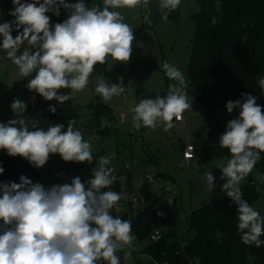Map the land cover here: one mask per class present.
Wrapping results in <instances>:
<instances>
[{
	"label": "clouds",
	"instance_id": "9594fccd",
	"mask_svg": "<svg viewBox=\"0 0 264 264\" xmlns=\"http://www.w3.org/2000/svg\"><path fill=\"white\" fill-rule=\"evenodd\" d=\"M215 2L219 10L221 0ZM12 4L9 15L14 19L0 23V50L20 77H31L26 85L30 91L63 105L88 87L97 64L104 65L109 58L121 64L130 61L136 38L119 9L141 8L150 0H102V6L91 7L85 0H12ZM156 5L167 19L181 0H157ZM61 9L67 18L52 24L47 13L59 17ZM13 31L18 33L15 37ZM160 68L177 83L170 85L165 96L141 99L129 109L136 129L162 127L167 132L191 108L186 76L168 61ZM258 86L264 93V77L258 79ZM62 89L70 91L65 94ZM130 90L123 78L118 83H110L103 75L95 78L94 92L104 103ZM241 97L225 105L227 113L238 110V116L227 122L219 136V146L228 150L230 158L216 167L225 181L220 191L236 206L242 243L260 248L264 246V216L244 199L241 182L264 153V106L257 103L256 95L244 92ZM26 109L27 104L18 98L11 102L10 110L17 118L0 122V150L24 158L35 168L44 167L51 155L94 167L87 181L77 175L48 187L26 175H20L18 183L0 181V264H121L120 252L129 259L131 252L125 250L134 239L131 221L112 215L122 199L111 187L117 180L109 167L114 156L94 158L96 137L86 140L75 118L67 121L66 130L57 123L30 131L22 118ZM47 110L54 114L57 108L49 105ZM193 153L194 146L188 145L186 155ZM205 180L212 192L216 177L208 171L201 178Z\"/></svg>",
	"mask_w": 264,
	"mask_h": 264
},
{
	"label": "rangeland",
	"instance_id": "374dc122",
	"mask_svg": "<svg viewBox=\"0 0 264 264\" xmlns=\"http://www.w3.org/2000/svg\"><path fill=\"white\" fill-rule=\"evenodd\" d=\"M125 16V22L131 25L134 30L135 40L133 45L142 47L146 53L145 59L139 62L137 66L131 65V59L126 64L108 59L106 69L103 76L108 79L116 78L120 75L122 69L127 70L128 74L135 77L134 88H147L152 92H156L161 96H165L170 85H175L177 82L169 80L164 74L160 65L164 61L174 64L187 78L188 65L193 46V38L196 31V23L193 16L200 11L198 0H181L179 8L172 12V16L168 15L167 19L160 16L154 29L147 26L150 17V7L144 5L137 9H119ZM4 22V17L0 13V23ZM2 41V37H0ZM132 45V46H133ZM23 47L21 48V52ZM18 74V69L12 62L7 59L2 50H0V94L7 96L6 99L0 101V122H7L10 116L4 115V112L10 111V104L14 98H18L27 104V109L22 118L29 126V130H35L33 127H38L40 116L37 113H31L32 104L28 100L30 90L27 88L28 80H23L22 93L16 92L12 82ZM101 76V75H96ZM4 82V83H3ZM6 84V86L3 85ZM187 91V90H186ZM188 93V91H187ZM156 94V95H157ZM3 98V97H2ZM189 102L192 103L191 108L185 112L188 123L177 124L173 129L165 132L162 127H157L155 130L146 129L142 134H131L125 128L132 119V113L121 108H114L111 117H103L111 121L114 130L109 138V143L106 144L108 138L100 142L93 141V153L100 152V149L105 148L106 155H113L114 159L109 165L113 168V174H127L128 180H120L122 186V197L124 203H118L114 208L112 215L119 216L121 219H127L131 215L137 214L139 209H145L147 202L134 203V197L140 193L145 197L142 191V185L145 182V175L150 173L153 176L158 174L164 178L150 184L145 182V185L152 186L150 188L154 196L161 195L157 188L163 185H168L171 188V193L164 196V223L162 228L164 231L175 229L178 237L187 243L196 235V232L189 229L187 224V216L189 213L211 199L221 198L226 196L220 191V185L225 181L220 180L222 175L221 170L216 167L220 163H225L230 157L213 160L212 162L202 161V153L207 142V134L205 129V121L203 119V106L188 93ZM115 100L116 97H114ZM97 102V96L92 99L89 104L94 109ZM5 109V111H4ZM95 110V109H94ZM91 111V110H90ZM127 114L126 121L123 123L120 119V114ZM109 118V119H107ZM34 121L37 122L34 125ZM88 132L89 137H93ZM83 133V132H82ZM87 140L89 137L83 133ZM96 143L99 145V150L96 149ZM191 144L196 148V158L194 160L184 159L183 152L187 146ZM103 146V147H102ZM4 150H0V157L5 155ZM72 162H64L59 155H51L46 165L42 168H37L36 177L39 178L47 187L63 183L65 180H70L68 174L72 170ZM210 171L216 177L217 187L212 191L207 190V183L201 181L204 173ZM63 173V176L58 175ZM35 176L31 180L35 183ZM250 179L258 182L263 194L254 203L253 208L258 210L261 216H264V177L254 167L252 173L241 182L243 185L249 182ZM1 181V180H0ZM6 181H14L13 178H8ZM173 200V204L169 199ZM133 234V232H132ZM150 242L149 238L139 240L137 237L133 239L130 249L131 256L129 259H124L123 252L117 253L121 257V264H159L153 261L149 256L142 251Z\"/></svg>",
	"mask_w": 264,
	"mask_h": 264
},
{
	"label": "trees",
	"instance_id": "16d2710c",
	"mask_svg": "<svg viewBox=\"0 0 264 264\" xmlns=\"http://www.w3.org/2000/svg\"><path fill=\"white\" fill-rule=\"evenodd\" d=\"M68 2L74 3L76 0ZM85 2L89 7L93 4L102 6V0ZM198 2L200 11L193 16L196 31L188 65L187 91L204 108L207 142L202 161L212 162L230 157L228 150L219 146V136L226 130L227 122L238 116V110L227 113V101L242 99L241 93L247 92L256 95L257 103L264 106V93L258 86V79L264 77V0H221L219 10L215 0ZM12 9V0H0L4 22L14 19L9 15ZM47 15L52 24L67 18L63 9L59 17L51 13ZM214 18L217 22L212 24ZM17 34L16 31L12 32L13 37ZM245 34L247 39L242 40ZM132 48L131 65L134 67L145 59L146 53L137 45ZM105 69L106 64H97L94 74L102 75ZM35 94L39 102L42 97ZM100 155L106 154L93 153L94 158ZM72 164L74 168L68 172L70 179L77 175L83 181L90 178L94 164ZM0 166L4 168L3 174H0L1 181L13 178L18 183L20 175H26L30 179L35 176V182L45 185L36 177L37 168L22 157H10L5 153L0 157ZM255 168L264 177V153ZM111 187L122 196L118 178ZM241 187L243 197L250 205L263 194L258 182L252 179ZM257 188L260 190L257 191ZM142 191L148 204L130 220L132 232L139 240L149 238L157 224L152 210L157 198L149 185H143ZM235 208L227 196L211 199L187 216L189 229L196 232L187 243L178 237L175 229H170L163 231L158 241H150L142 252L159 264H191L193 260H198L200 264H264V246L257 248L254 244L242 243ZM163 223L164 220L161 225ZM261 239L264 240V236Z\"/></svg>",
	"mask_w": 264,
	"mask_h": 264
},
{
	"label": "crops",
	"instance_id": "0c3cea01",
	"mask_svg": "<svg viewBox=\"0 0 264 264\" xmlns=\"http://www.w3.org/2000/svg\"><path fill=\"white\" fill-rule=\"evenodd\" d=\"M16 74H17V72H16ZM95 78H96V75L93 73L92 77L90 78V82H89L88 87L83 92L78 93L75 99H71V100L65 102V104H63V105H59L58 102L55 100L46 101L43 98H41V100L38 102L36 100L35 91H30V94L28 96V100L32 104L31 113L34 114V113L38 112V115L40 116V122H38L39 123L38 127L46 130L49 125L61 123V124H64V130H66L67 129V121L69 119L75 118L77 120V126L79 127V129L83 133H85V135H87L89 137L88 132H87V131H89L92 134V136L96 137V140H99L100 142H102V140L105 139V136H107L106 137V138H108V140L106 142V144H107V143H109L110 139L113 140V138H109L108 136H110V134L112 133V130H114V126L111 124V121L106 120V119L104 120L102 118L105 116L111 117V115H113V111H114L113 109L116 107H117V109L121 108V110L125 108L126 111L130 112L129 109L131 107H134L141 99L155 98L156 94H157L156 92H152L150 90H147V88H144V87L134 88L135 77L132 74H128L127 70L122 69L119 76H117L116 78H113V79H108V78L107 79L109 80L110 83H118L119 78H123L124 84L126 86L131 87V90L128 93L121 95L120 97H116L117 100H115L113 98L108 103H104L101 100V98L98 95H96L97 96V102L95 103L96 106H95V108H94L95 110H94L92 108V106H90L89 104L91 103L92 99L95 97V92H94ZM24 79L25 78L20 77L17 74V76L15 77V80L12 82V86L14 88H16L15 91L19 92L20 94L22 93L23 80ZM3 86H6V84ZM69 91H70L69 89H62L61 90V92L65 93V94L68 93ZM6 97L7 96H5V95L3 96V94L1 93L0 94V101H2V100L4 101L6 99ZM49 105H55L56 106L57 111L54 114L47 110ZM4 111H5V109H4ZM23 114H25V113H23ZM4 115L10 116L9 119L17 118L16 115L10 111L4 112ZM107 119H109V118H107ZM123 123H127V121L124 120ZM186 123H188V119H186V116L184 113V121L177 122V124H186ZM36 124H37V122L34 121V125H36ZM108 125H111V129H107ZM94 126H96V130H97L96 136L93 135V131H94L93 127ZM145 131H146V129H145ZM96 149H98V150L100 149L99 145H97V143H96ZM185 150H184V152H185ZM104 151H106L105 148L100 149V152H104ZM184 152H183V155H184ZM194 154L195 155H194V158L192 160H194L196 158V148H195ZM184 159H186V158L184 157ZM121 169H122V167L120 168V170ZM120 170L117 171L118 174H119ZM157 176H159V178H162V179L164 178L163 175H162V177L159 174ZM126 180L129 181L128 177ZM143 185H145V182ZM143 185H142V187H143ZM150 188H151V190L152 189L154 190V188L152 186ZM132 216H133V214L131 213L128 220H131Z\"/></svg>",
	"mask_w": 264,
	"mask_h": 264
},
{
	"label": "built area",
	"instance_id": "2783aa9c",
	"mask_svg": "<svg viewBox=\"0 0 264 264\" xmlns=\"http://www.w3.org/2000/svg\"><path fill=\"white\" fill-rule=\"evenodd\" d=\"M119 116H120V119L122 121L126 120V118H127V114L125 112H122ZM182 121H184V114H183V119L181 121H178V122H182ZM93 128H94L93 135L96 136L97 135L96 126H94ZM107 129H111V125H108ZM189 145H191V144H189ZM194 151H195V147H194ZM186 152H187V148H186V150L184 152V157L187 160H192L194 158L195 154L193 153V156H189V155H186ZM113 175H115L119 180L127 179V175L126 174L115 173ZM149 177H151V179H149ZM144 178H145V182L150 183V184H154V183H156L159 180V178L157 176H153L150 173H147ZM157 191L158 192H162V193H161L160 196L157 195L159 200L152 207V210H153L154 215H155V221H156L157 224L154 226L152 232L149 235L150 241H158L163 235V231L164 230L162 228L163 224L161 225V222H163V220H165V219L163 218V215H160V213L164 214V208H163L164 207V202H165L164 196L169 195L172 190H171V188L168 185L165 184L162 187H158ZM124 202H125L124 197H122V199L119 201V203H124ZM133 202L134 203H138V202L143 203V202H146V199L140 193V195L137 194L134 197V201ZM169 202L171 204H173V200L172 199H169ZM132 235H133L134 238L136 237L134 234H132ZM191 264H200V263H199L198 260H193L191 262Z\"/></svg>",
	"mask_w": 264,
	"mask_h": 264
},
{
	"label": "water",
	"instance_id": "95a60500",
	"mask_svg": "<svg viewBox=\"0 0 264 264\" xmlns=\"http://www.w3.org/2000/svg\"><path fill=\"white\" fill-rule=\"evenodd\" d=\"M157 0H150V4H147L150 7V17L147 22V26L151 29L155 28V25L157 24L160 16L162 15L160 11L157 8ZM123 128H125L128 132L131 134H142L145 132V129H136L132 124V119L129 123L123 125Z\"/></svg>",
	"mask_w": 264,
	"mask_h": 264
}]
</instances>
